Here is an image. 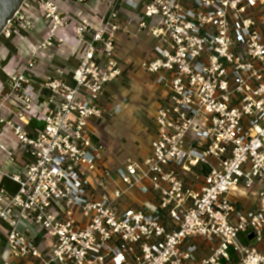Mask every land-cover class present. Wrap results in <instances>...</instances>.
Wrapping results in <instances>:
<instances>
[{"label":"built area","instance_id":"obj_1","mask_svg":"<svg viewBox=\"0 0 264 264\" xmlns=\"http://www.w3.org/2000/svg\"><path fill=\"white\" fill-rule=\"evenodd\" d=\"M28 2L0 37L11 38ZM97 2L102 13L69 17L47 0L42 41L25 63L2 68L0 136L12 129L31 160L0 168V264H264V0ZM122 3L155 39L143 69L168 94L148 158L113 168L90 124L123 76ZM69 27L75 68L40 77L42 52L61 47ZM0 154L14 162L6 143ZM134 194L149 199L133 203Z\"/></svg>","mask_w":264,"mask_h":264},{"label":"rangeland","instance_id":"obj_2","mask_svg":"<svg viewBox=\"0 0 264 264\" xmlns=\"http://www.w3.org/2000/svg\"><path fill=\"white\" fill-rule=\"evenodd\" d=\"M37 1L29 0L21 13L22 20L12 24L9 28L11 38L5 39L3 36L0 37V78L2 80L5 77L2 68L6 67L13 57L18 54L17 48L23 50L25 48L23 41L25 40L26 45L35 41V39H28L31 38L32 32L27 33L21 30L17 34L13 32L14 29H19V25L24 22H29L34 26L33 32L36 33L34 36L42 37L47 32L48 26L43 18L47 0L39 4ZM56 1H59L62 6L63 0ZM70 1L76 2V0ZM87 3L89 6H92L91 0H87ZM70 5V12L62 9L69 17H74L78 13H86L85 16L87 17V11L84 10V6L81 3H70ZM93 8H98L97 11L104 9L100 3L94 4ZM122 16L127 18V15L123 12ZM71 28L69 27L67 30ZM68 39L71 40L68 43L73 44L69 57L76 60L78 46L72 32L69 33ZM152 42L153 40L146 33L137 34L135 37L122 35V33L117 36L123 76L116 87H110L109 91L106 92V97L111 107L110 110L96 125L92 124L93 131L112 149L114 158L121 161L129 157L142 160L146 154L149 139L152 135V121L156 106L155 95L157 92L152 78L147 75L142 67V64L145 62L144 59L147 58L146 52L150 50ZM61 47L52 49L55 51ZM48 54L50 55V53ZM55 58L56 56L54 60ZM26 59L24 54L22 63H25Z\"/></svg>","mask_w":264,"mask_h":264},{"label":"crops","instance_id":"obj_3","mask_svg":"<svg viewBox=\"0 0 264 264\" xmlns=\"http://www.w3.org/2000/svg\"><path fill=\"white\" fill-rule=\"evenodd\" d=\"M70 3L71 4L72 3L75 4V3H77V1L76 2L70 1V0H63L62 1V7L67 12L71 11ZM78 4H80V3H78ZM94 4H98L97 0H91V5L92 6H89L88 3H87V5L82 4V6H84L83 7L84 10L87 11V16L88 15H92V13H91L92 11H97L98 8H93ZM103 11H104V9L103 10L102 9L99 10L100 13H102ZM122 12L125 13V15H127V18L122 16ZM82 15H86V13L82 14ZM119 15H120V21L126 27V31L123 32L122 35L130 36V37L134 36L135 37L137 34L146 33L153 40L150 50L146 52L147 53V56H146L147 58L144 59L145 62L152 60L156 56V54L154 52V47L156 45V41H155V39L153 37H151L149 35V33L147 31H140L138 29V23L140 21V13L133 11L127 5L122 3V6L120 7ZM71 32L73 33L72 29H69V30L66 31V39L67 40H66V43L64 45H62V47L60 49L55 50V51H54V49H49V50H46V51L42 52V58H40V62H39L38 67L36 69V73L40 77H43L46 74L50 73L52 71V68H54V67H60V68L64 69V71L66 73H68V74H70L73 71V69L75 68V66L77 64V61L74 58L69 57V55L72 52L71 50H72V47H73V44H69L68 43L69 40H70V39H68V35ZM34 35H36V33L32 32L31 33V38H28V39H31V40L35 39V41H32L31 43L26 45L25 44L26 40H25V41H23V46L25 48H23V50L17 48L18 54L13 57L11 62L6 67H4L6 70H13L18 63L22 62V60L24 58V54L26 56L28 51L32 47L38 45L42 41V39L44 37V35L41 37L40 34H38L40 37H37V36H34ZM117 48H118V45H117ZM48 53H50V55ZM117 55H118V59L120 61V64L122 66V63H121V60H120V57H119L120 56L119 51H117ZM53 56L54 57L56 56L55 60H54ZM143 64H142V67H143ZM148 76H150L152 78L153 83H154V85L156 87V92L157 93L155 95L156 106H155V111H154L153 121H152V125H153L152 135L150 136L148 149L146 151L145 156L142 158V160L133 159L131 157L126 158V159H124L122 161L119 160V159H115L114 155H113V151L110 148V146L106 145L102 141L101 137L95 131H93L95 133V135L100 139V141H102L106 145V147L108 148L107 163H108V165L110 167H113V168L120 167L124 163H126L128 160H132V161H136V162H144L148 158V156L150 155V152H151L150 144H151V141L153 140L154 135H155L154 117H155V114H156V111H157L159 105L162 103L163 99L167 96L168 91H167L165 86L159 85L157 83L156 78L154 76H151V75H148ZM3 80H4V78H3ZM3 80H2V78H0V82H2ZM117 85H118V83L113 84V85H109L106 88V92L109 91L110 87H116ZM98 122L99 121H93L90 124L91 129H92V124L96 125ZM33 126L34 125L27 127V130L31 132ZM0 142L1 143H6L8 149L14 153V162L13 163H7V164L5 163L6 161H5L4 155L0 154V168H2L3 171H6L8 173L9 172L21 171V169L23 168L24 164L31 160V157L28 154L22 153L20 151V149L18 147L17 139H16V137L14 135V131L12 129H10L9 127H5L4 128L3 134L0 136ZM7 184H9V182ZM148 199H149V197H147V196H141V195H137V194H134L132 196V198H131L132 202L133 203H137V204L142 203V202H144V201H146ZM253 205H254V200H253V198L251 196H249L247 198H241L240 199L239 207L243 208L244 210L252 209ZM262 249L264 250V246L262 247Z\"/></svg>","mask_w":264,"mask_h":264},{"label":"water","instance_id":"obj_4","mask_svg":"<svg viewBox=\"0 0 264 264\" xmlns=\"http://www.w3.org/2000/svg\"><path fill=\"white\" fill-rule=\"evenodd\" d=\"M25 0H0V35Z\"/></svg>","mask_w":264,"mask_h":264},{"label":"trees","instance_id":"obj_5","mask_svg":"<svg viewBox=\"0 0 264 264\" xmlns=\"http://www.w3.org/2000/svg\"><path fill=\"white\" fill-rule=\"evenodd\" d=\"M4 183H5V184H7V183H8V181L4 180Z\"/></svg>","mask_w":264,"mask_h":264}]
</instances>
